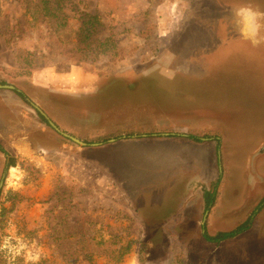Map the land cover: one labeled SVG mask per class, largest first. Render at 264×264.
Wrapping results in <instances>:
<instances>
[{
	"label": "rangeland",
	"instance_id": "rangeland-1",
	"mask_svg": "<svg viewBox=\"0 0 264 264\" xmlns=\"http://www.w3.org/2000/svg\"><path fill=\"white\" fill-rule=\"evenodd\" d=\"M63 1L66 19L0 0V264H264L262 201L219 244L201 207L264 170V44L233 25L264 0ZM81 11L120 55L79 62Z\"/></svg>",
	"mask_w": 264,
	"mask_h": 264
},
{
	"label": "crops",
	"instance_id": "crops-1",
	"mask_svg": "<svg viewBox=\"0 0 264 264\" xmlns=\"http://www.w3.org/2000/svg\"><path fill=\"white\" fill-rule=\"evenodd\" d=\"M50 69L51 68L34 73L35 78L37 77L38 79L39 77H42L43 79H46L47 76L50 74L51 79L54 82L60 81L59 79H64V78H59L57 76H54L52 74V70ZM48 81H51V80H48ZM243 172L246 173V170H243ZM256 177H257V174H256ZM255 183H257L258 185H255L254 183H253L254 185L249 183L247 185H244L243 188H237L234 190L230 186H224V187H221V189L219 188V190H216L217 194L214 196V202L212 205L209 206L211 208L210 224L213 226V232H217L216 235L220 232L233 231L237 229L238 227H240L241 225H244L247 222H249L248 223L249 227L245 231L239 233L237 236L233 238H230V239H235V238L247 236L248 234L251 233V231H254V228H252L253 225H256L257 223L262 225L261 219H260L261 215H258V217H256L252 221L249 218H251V214H253V211L257 208V205L261 201L262 203L264 201V170H261L259 179ZM212 192H215V191H212ZM191 195H193V197L190 196V194L186 195L185 200H187V202L195 201L194 202L196 203L195 208H198L199 199H198L197 194H195L194 196V193H191ZM201 199H202L201 207L203 211V209L207 207V204H206V201L204 200L205 197L204 199L203 197H201ZM238 201H240L239 203L242 202L243 205L238 204L237 203ZM167 208L170 210L171 205L170 204L167 205ZM179 208L181 209V207ZM184 208H185V211L190 208L188 206V203H185ZM182 211H181V214H182ZM208 212L209 210L206 211V215L208 214ZM171 213L176 214L175 211ZM187 214H188L187 212L183 213V215H186V216ZM182 223H184L183 219L181 220V224ZM185 223H187V221ZM262 227L260 228V232H259L261 239H263V236H264V228L262 229ZM230 239H227V240H230Z\"/></svg>",
	"mask_w": 264,
	"mask_h": 264
},
{
	"label": "trees",
	"instance_id": "trees-1",
	"mask_svg": "<svg viewBox=\"0 0 264 264\" xmlns=\"http://www.w3.org/2000/svg\"><path fill=\"white\" fill-rule=\"evenodd\" d=\"M63 0H38V8L46 17L49 19L61 18L66 19L67 16L63 12L62 3ZM80 21V29L78 32V44L76 49L80 51L79 62H87L89 60H97L101 56H107L110 59L116 58L120 55L118 45L114 39L111 37H106L104 39L98 36L99 34V26L101 25L100 17L97 14H93L87 11H81V15L79 16ZM36 65V64H35ZM18 94L22 98H26L25 94L22 92H18ZM198 140V138H195ZM0 150L4 152L6 155L7 152L0 147ZM10 166H14L13 160L9 163ZM215 192L207 191L205 192V201L207 207L213 204ZM167 211V210H166ZM247 222L244 225H241L237 229L230 232H220L215 236L210 235L209 233H204V238L210 242H215L217 244L225 241L227 239L233 238L237 236L239 233L245 231L249 225Z\"/></svg>",
	"mask_w": 264,
	"mask_h": 264
},
{
	"label": "clouds",
	"instance_id": "clouds-1",
	"mask_svg": "<svg viewBox=\"0 0 264 264\" xmlns=\"http://www.w3.org/2000/svg\"><path fill=\"white\" fill-rule=\"evenodd\" d=\"M233 25L238 34L254 47L264 44V12L242 5L233 13Z\"/></svg>",
	"mask_w": 264,
	"mask_h": 264
},
{
	"label": "water",
	"instance_id": "water-1",
	"mask_svg": "<svg viewBox=\"0 0 264 264\" xmlns=\"http://www.w3.org/2000/svg\"><path fill=\"white\" fill-rule=\"evenodd\" d=\"M0 89H11V90H16V87L10 84H0ZM31 104L34 106V108L48 121V123L50 124L51 127H53L58 133H60L61 135L69 138L70 140L76 142L77 144L81 145V146H87L88 144L86 142H84L83 140H81L80 138L69 134L65 131H63L48 115L47 113L37 104L31 102ZM162 135L164 136H168V135H173V134H169V133H163ZM202 140H207L205 138H203ZM110 141H115L114 139L110 140ZM97 145V144H94ZM5 177V175L3 176V178ZM3 183V182H1Z\"/></svg>",
	"mask_w": 264,
	"mask_h": 264
},
{
	"label": "flooded vegetation",
	"instance_id": "flooded-vegetation-1",
	"mask_svg": "<svg viewBox=\"0 0 264 264\" xmlns=\"http://www.w3.org/2000/svg\"><path fill=\"white\" fill-rule=\"evenodd\" d=\"M215 189H216V188H215ZM214 191H215V190H214ZM210 192H212V191H210ZM263 203H264V201H263ZM263 203H262V204H263Z\"/></svg>",
	"mask_w": 264,
	"mask_h": 264
}]
</instances>
